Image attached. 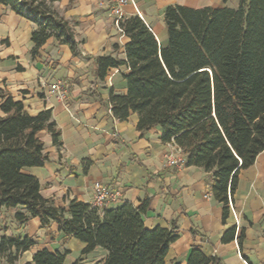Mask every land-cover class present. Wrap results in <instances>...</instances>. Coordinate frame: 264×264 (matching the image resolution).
<instances>
[{
	"label": "trees",
	"instance_id": "16d2710c",
	"mask_svg": "<svg viewBox=\"0 0 264 264\" xmlns=\"http://www.w3.org/2000/svg\"><path fill=\"white\" fill-rule=\"evenodd\" d=\"M57 0H0L17 14L36 23L32 32L35 56L48 39L79 45L72 23L54 8ZM166 43L138 15L120 21L126 59L108 55L96 59L97 75L126 66L127 92L111 90L109 104L119 120L138 115V130L160 127L163 142L181 147L188 166L211 175V189L223 205L237 190L239 174L264 151V0H240L237 8L193 9L170 5L164 13ZM0 210L20 208L19 223L38 217L43 228L57 223L64 234L85 243L82 253L107 250L101 264H167L171 244L179 234L171 228L145 226L147 199L136 206L96 208L73 198L68 207L41 194L40 180L25 171L49 161L40 133L48 131L62 145L51 109L32 116L22 100L0 89ZM234 236L227 232L224 240ZM36 242L29 236L2 234L0 260L15 264ZM69 250H38L24 264H65ZM73 264H79V261ZM171 264H182L174 261ZM186 264H224L193 247Z\"/></svg>",
	"mask_w": 264,
	"mask_h": 264
},
{
	"label": "crops",
	"instance_id": "0c3cea01",
	"mask_svg": "<svg viewBox=\"0 0 264 264\" xmlns=\"http://www.w3.org/2000/svg\"><path fill=\"white\" fill-rule=\"evenodd\" d=\"M136 6H123L124 16L138 14L166 43L168 30L164 13L170 5L193 9L205 7L237 8L240 0H135ZM113 0H57L54 8L69 20L76 34L80 52L51 37L33 56L32 32L36 23L0 3V89L22 100L32 116L51 109L61 130L62 145L56 146L52 135L42 131L49 161L42 167H28L26 172L40 180L41 194L58 205L68 207L77 198L93 203L94 183L100 181L111 189H121L119 201L108 203L116 208L125 202L139 206L147 199L145 226H177L179 237L171 244L167 264H186L193 247L207 256H218L224 264H264V151L254 164L239 174L238 186L224 219L223 205L211 189V173L198 166H169V143L161 139L160 127L143 134L138 130V115L119 120L109 104L111 90L127 92L126 66L110 69L105 78L97 75L96 59L112 55L126 59L124 36L115 24ZM58 81L69 83L64 101L53 92ZM4 112L0 109V116ZM211 193V196H207ZM20 208H1L2 234L29 236L36 244L21 254L15 264L33 259L42 249L70 252L65 264H101L107 250L97 247L82 253L85 243L64 234L57 223L41 226L38 217L22 224L15 213ZM239 217L236 219L235 212ZM234 236L224 240L227 232ZM0 264H6L0 260Z\"/></svg>",
	"mask_w": 264,
	"mask_h": 264
},
{
	"label": "built area",
	"instance_id": "2783aa9c",
	"mask_svg": "<svg viewBox=\"0 0 264 264\" xmlns=\"http://www.w3.org/2000/svg\"><path fill=\"white\" fill-rule=\"evenodd\" d=\"M115 2L114 6L112 7V12L116 16L115 24L120 32L123 34V30L120 26V21L124 17V10L123 6L132 3L136 6L135 0H113ZM69 83L66 81H58L53 85V92L57 93V97L64 101L67 96ZM166 160L169 166L183 168L187 164V158L184 154V151L181 147H179L175 143H169V151L166 153ZM211 193H208L207 196H211ZM122 197V190L121 189H111L108 185L97 181L94 183V200H93V207L102 209L108 203L119 201ZM229 204L232 205V197L229 194ZM235 212V211H234ZM235 216L237 221L239 222V217L235 212Z\"/></svg>",
	"mask_w": 264,
	"mask_h": 264
}]
</instances>
